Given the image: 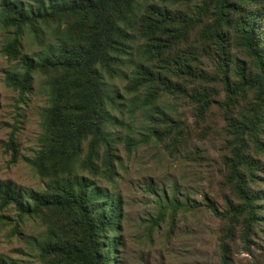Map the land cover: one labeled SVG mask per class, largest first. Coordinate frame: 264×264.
Returning <instances> with one entry per match:
<instances>
[{
	"label": "trees",
	"instance_id": "obj_1",
	"mask_svg": "<svg viewBox=\"0 0 264 264\" xmlns=\"http://www.w3.org/2000/svg\"><path fill=\"white\" fill-rule=\"evenodd\" d=\"M0 29L13 34L2 48L13 59L23 33L42 46L12 73L24 90L40 75L47 92L27 160L42 187L0 183V207L43 227L41 264H116L122 202L100 183L117 175L120 126L127 154L151 142L220 177L223 205L198 204L219 222L217 264H235L236 242L264 264V0H0ZM211 113L217 128L203 124ZM170 198L159 210H197Z\"/></svg>",
	"mask_w": 264,
	"mask_h": 264
},
{
	"label": "rangeland",
	"instance_id": "obj_2",
	"mask_svg": "<svg viewBox=\"0 0 264 264\" xmlns=\"http://www.w3.org/2000/svg\"><path fill=\"white\" fill-rule=\"evenodd\" d=\"M12 35L0 29V183L39 191L42 183L27 160L37 149L47 92L40 75L34 74L29 88L24 90L22 79L12 73L21 72V58L31 57L42 46L23 33L19 39L20 57L13 59L2 49ZM124 85V81H114L119 94H123ZM167 102L172 104L170 99ZM180 108L183 118L194 120L190 110L182 105ZM220 121L219 114L211 113L203 124H216L217 128ZM127 122L132 128L131 135L139 140L136 133L144 132L140 129L139 112ZM115 133L120 138L115 165L120 166L115 168L117 175L112 184L102 181L100 185L119 195L122 202L116 264H217L219 222L198 204L206 197L223 205L226 190L220 177L216 174L207 178L204 174L210 175L204 166L198 167L184 158H171L162 147L151 142L140 143L127 154L121 142L126 128L120 126ZM211 140V135L205 138L206 142ZM173 191L176 201H188L197 210L193 207L173 212L159 210L157 199L165 196L170 201ZM43 230L36 220L21 221L12 207H0V259L11 264H41L36 246ZM232 250L235 264L252 262L238 242L232 245Z\"/></svg>",
	"mask_w": 264,
	"mask_h": 264
}]
</instances>
